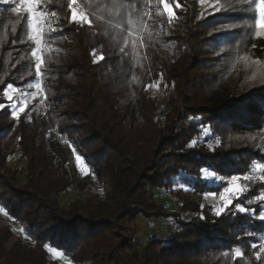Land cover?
Instances as JSON below:
<instances>
[{"label": "trees", "instance_id": "16d2710c", "mask_svg": "<svg viewBox=\"0 0 264 264\" xmlns=\"http://www.w3.org/2000/svg\"><path fill=\"white\" fill-rule=\"evenodd\" d=\"M76 1L90 24L69 22V0L49 1L63 32L43 35L50 47L40 53L37 78L27 13L12 10L19 0H0V102H7L8 83L31 90L41 85L18 119L0 111V208L9 213L0 222V264H60L49 245L75 264H262L264 253L258 261L259 247L251 244L264 242V175L251 171L264 165V78L226 85L222 73H202L219 67L213 63L218 49L225 59L243 49L264 62V39L252 35L255 3L180 0L170 23L158 0ZM128 5H135L132 25ZM214 6L220 10L214 13ZM146 9L149 16L142 15ZM221 27L229 33L219 35ZM129 28L133 35L119 39ZM158 77L175 88L183 109L171 99L168 111L157 113L144 87ZM210 135H218L220 145H206ZM248 136L263 143L243 148ZM16 154L22 168L10 163ZM203 169L216 173L219 183L203 179ZM232 175L251 177L241 179L244 188L234 200L250 211L238 213L233 205L217 216L205 193L221 192ZM176 177L187 187L175 186ZM89 184L103 190L62 202L70 188ZM157 187L169 188L179 207L157 201ZM169 217L175 231L147 240L132 226L138 218ZM237 247L243 257H235Z\"/></svg>", "mask_w": 264, "mask_h": 264}, {"label": "rangeland", "instance_id": "374dc122", "mask_svg": "<svg viewBox=\"0 0 264 264\" xmlns=\"http://www.w3.org/2000/svg\"><path fill=\"white\" fill-rule=\"evenodd\" d=\"M49 1L50 0H42L41 10L54 13V15H43L41 16L39 22L33 19L30 24V29H31L33 36H36L40 32L45 34L46 31L50 29V27H56V28L63 27L62 23L59 21L60 16L56 13L55 9H53L49 5ZM76 6L78 10L83 13V15L87 16L86 12L82 9V7L77 1H76ZM120 13L123 15L122 11H120ZM257 19H258V14L256 13V16L253 21L254 29H253L252 35H256V32H257V28H256ZM37 23H39V28H37ZM247 26L249 27L250 25L248 24ZM216 31L219 33V35L223 33L225 34L229 33V30H224L222 27L217 28ZM163 33L164 35H169L168 29L165 28V32ZM127 36H128V33H124L123 37L120 36L119 39L123 41L124 39L127 38ZM231 36L235 37L234 31L231 32ZM42 38L43 36L40 37L41 39L40 48L44 49V48L50 47L49 43H43ZM218 50H219V52H217L218 54L215 55V57L213 58L214 59L213 63H216L217 66L219 67L217 69L216 68H212V69L204 68L202 70V73L204 72L207 73L209 71H211V73L214 71L220 72L222 73L221 79L223 81L226 80L225 81L226 85L231 84V81L232 80L235 81L237 78H241L242 80H244V83H245L244 85L246 84L253 85L256 82L259 83L263 81L264 62H258L257 60L249 57L247 54L241 53L243 49H239L232 59L230 57L225 59L224 58L225 54L222 53V49H218ZM144 89L147 90L149 97H151L157 104V107H158L157 113H159L160 115H163L166 111H168L170 107L168 104L171 99L174 102V107H178V109L180 110L183 109V106H184L183 100L178 97V94L175 88L171 84H169L167 81H164L162 77L156 78L154 82L147 84L144 87ZM21 93H24L25 95L22 96ZM29 93H34V95H29ZM11 94L14 97V102H17V99H19L20 97V101L18 102L22 103L24 107L26 108L27 104L33 103L35 98L40 95V89L34 88V90H31L28 88H16V91ZM7 102H0V103L6 104ZM201 136L198 138L199 140L202 139ZM244 139L246 141H243V142L241 141L239 145H241L243 148H246V145H247V147H250V149L252 150L255 149L253 147L254 144L263 143V141L260 138L259 139L254 138V136H248V137H245ZM204 143L209 146H218L220 145V138L218 135L216 136L210 135V137L207 138V140L204 141ZM71 148L75 156L80 155L79 152L75 149V147L71 146ZM10 163L14 166H17L18 168L23 167L22 164L18 162L17 154L10 158ZM76 164L79 169L81 167H84L87 169V172H89V168L85 164L82 157L79 162L76 161ZM257 165L258 164H256L255 168L252 169L251 174L261 173L264 175V167L258 168ZM210 180L212 181L211 184H217L219 183V176H217V174L215 176H210ZM177 185L178 186L183 185L184 187H187L186 183L183 180V177L175 178V186ZM238 185L241 186V191L236 193L237 196L242 192L244 188L241 180L238 181ZM225 186H228V185L225 184L223 188ZM223 188H222V191H223ZM90 190H97L101 192L103 188L101 186H98L97 184H89L87 188L83 190L76 188V187L70 188L68 191L62 194V202L64 204H68L73 198L81 197L85 193H88ZM221 192L216 193L215 197L212 195H207V197L205 196L206 202L211 204L214 207V209L222 206L223 202L220 200ZM207 193H211V192H207ZM155 199L157 201L165 203L169 209H177L179 207L178 199L173 194V192H171L169 188H159V187L155 188ZM263 207H264V200H263ZM6 217L7 216L4 215V212H0V222L5 221ZM171 220H172L171 217L163 218V219L161 218L156 221H150V220H147L146 218H138L132 222V226L136 227V229L138 230V237H141L143 240H147L150 236L159 235V234L165 235L166 230L170 232H174L173 227L171 225ZM16 231H17L16 235H19L22 233V230L18 226H16ZM48 249H49L50 257L57 260L60 264H75V262L68 255H66L61 249H58L51 245H49ZM56 252H60L61 255L57 256Z\"/></svg>", "mask_w": 264, "mask_h": 264}, {"label": "snow or ice", "instance_id": "6c2138e0", "mask_svg": "<svg viewBox=\"0 0 264 264\" xmlns=\"http://www.w3.org/2000/svg\"><path fill=\"white\" fill-rule=\"evenodd\" d=\"M5 4L11 3V0H3ZM150 2V0H146V5ZM241 3L243 4H249L254 2L255 3V9L256 13L258 14V19L256 20V36L258 38L264 39V0H240ZM158 4L163 6V9L165 13L167 14L168 20L171 23L176 19V9L182 7V4L180 3V0H158ZM123 7V5H121ZM128 8L132 9V11H129L128 13V20L127 23L129 25H132L134 23L132 19L133 11H135V5H128ZM68 8L70 10V17H69V22H76L79 24H83L84 22H88L89 24L91 23L90 20H88V17L83 15L81 11L78 10L76 6V0H69ZM42 9V0H19V6L16 8H13L12 10L14 12L18 11H25L27 13L26 19L31 22L33 19H35L37 22L40 21L41 16L43 15H54V13H50L48 11L41 10ZM40 10V11H38ZM219 7H213V12L215 13L216 11H219ZM143 16H149L150 11L145 10L142 14ZM137 23H139L140 27H145L142 16L138 15L137 16ZM37 28H39V23H37ZM63 32L62 28H56V27H50V32L47 34H44L42 32L38 33L36 36H33L32 39L35 41V44L37 47L32 51L31 55L35 60V71H36V76L37 78L40 77L41 72H42V65L44 63L42 59V55L40 54L42 49L40 48L41 45V39L40 37L43 35H47L49 38H53L51 36V33L53 32ZM133 35V32L131 28L128 30V36L131 37ZM23 42V41H21ZM125 44H127V41H125ZM256 45L253 44V48H255ZM124 49H121V52H123ZM100 60H103L104 57L100 56ZM29 88L32 87L31 84L28 85ZM36 89H40L41 85L36 84L35 85ZM16 88L12 83H8L7 87L3 89V95L8 101L7 104L5 103H0V111H5V110H10V115L13 117V119H18L19 114L25 112V107L22 103L14 102V97L11 93L15 92ZM21 95H25L24 93H21ZM29 95H34V93H29ZM193 144H195V141H193ZM191 146V145H190ZM75 159L77 162L81 160L80 155H76ZM258 168L264 167V165H257ZM81 172H84L85 175L88 174L87 169L84 167L80 168ZM202 172L204 175L202 176L203 179H207L210 176H215L216 174L214 172H209L206 169H203ZM241 179L244 180H250L251 177L249 176H242V175H232L230 177V181L227 182L228 186H225L223 188V191L220 193V200L223 202L222 206L219 208L215 209V214L217 216H220L222 213H224L226 210L228 212L232 211V207L234 205L236 212L238 213H247L250 210L246 208L245 206L241 205L240 203H235L234 200H238L239 197L236 195L237 192L241 191V186L238 185V181ZM207 195H212L215 197L216 193L211 192V193H205V196ZM259 199L264 200V196H260ZM0 212H4L5 216H8L9 213L4 211V208H0ZM259 219L264 220V209L261 210ZM251 234V233H249ZM259 247V251L254 252V255L258 261H261V254L264 253V242L260 243L257 245L256 243L251 244L252 249H256ZM56 255L59 256L61 255L60 252H56ZM235 257H243L244 253L241 251V248L237 247L235 249ZM262 264H264V261H262Z\"/></svg>", "mask_w": 264, "mask_h": 264}, {"label": "built area", "instance_id": "2783aa9c", "mask_svg": "<svg viewBox=\"0 0 264 264\" xmlns=\"http://www.w3.org/2000/svg\"><path fill=\"white\" fill-rule=\"evenodd\" d=\"M17 101H20V97H19V99H17ZM171 225H172V227H173V231H175V228H176V222H175L174 219L171 220Z\"/></svg>", "mask_w": 264, "mask_h": 264}]
</instances>
